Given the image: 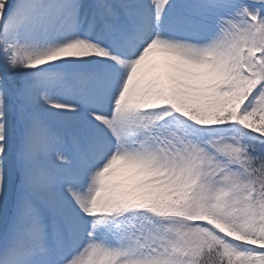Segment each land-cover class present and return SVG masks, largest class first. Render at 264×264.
<instances>
[{
	"label": "snow or ice",
	"instance_id": "obj_1",
	"mask_svg": "<svg viewBox=\"0 0 264 264\" xmlns=\"http://www.w3.org/2000/svg\"><path fill=\"white\" fill-rule=\"evenodd\" d=\"M0 264H264V0H0Z\"/></svg>",
	"mask_w": 264,
	"mask_h": 264
}]
</instances>
